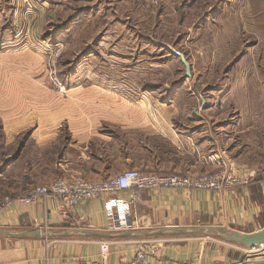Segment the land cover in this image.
Returning a JSON list of instances; mask_svg holds the SVG:
<instances>
[{"label":"crops","instance_id":"1","mask_svg":"<svg viewBox=\"0 0 264 264\" xmlns=\"http://www.w3.org/2000/svg\"><path fill=\"white\" fill-rule=\"evenodd\" d=\"M245 76L244 110L235 123L208 119L205 111H200V120H177L176 104H158L151 95L119 87L122 83L101 88L99 103L92 99L97 91L84 93L89 96L85 104L55 111L45 121L51 129L42 121L26 142L21 154L29 163L14 191L50 185L59 177L104 180L132 168L198 174L212 168L202 156L220 151L239 169L253 172L255 179L263 177L264 74L256 75L258 83L251 74ZM123 77L117 74L116 79ZM232 93L225 99L236 100ZM121 196L131 200V209L126 219L116 221L102 198L78 206L56 197L34 205L11 203L0 213V264H129L142 250L151 264H264V246L250 248L214 234L176 230L221 227L251 233L264 228L257 180L220 192L158 189L142 191L137 198L131 191ZM24 231L43 233L17 235Z\"/></svg>","mask_w":264,"mask_h":264},{"label":"rangeland","instance_id":"2","mask_svg":"<svg viewBox=\"0 0 264 264\" xmlns=\"http://www.w3.org/2000/svg\"><path fill=\"white\" fill-rule=\"evenodd\" d=\"M173 50L185 54L191 76ZM262 72L264 0H0V200L36 187L14 191L29 163L26 142L42 121L51 129L45 121L55 111L85 104L84 93L97 91L99 103L101 88L122 83L176 104L177 120L205 111L235 123L245 74L258 83ZM232 91L236 100L225 99Z\"/></svg>","mask_w":264,"mask_h":264},{"label":"built area","instance_id":"3","mask_svg":"<svg viewBox=\"0 0 264 264\" xmlns=\"http://www.w3.org/2000/svg\"><path fill=\"white\" fill-rule=\"evenodd\" d=\"M207 156L206 160L214 165L217 164V169L198 175L152 174L132 168L104 180H90L82 176L59 177L50 185L33 187L21 197H4L0 200V213L11 203L21 202L26 205H34L46 197H56L69 206H78L90 200L102 198L107 214L113 221H116L118 218L126 219L130 214L131 200L121 196L124 191H131L135 198L139 197L142 191L158 189L220 192L246 187L256 180V175L253 172L239 169L231 160L225 161L218 152ZM259 184L264 200V178ZM86 264L107 263L101 260H91ZM129 264L151 263L147 262L146 253L142 250Z\"/></svg>","mask_w":264,"mask_h":264},{"label":"water","instance_id":"4","mask_svg":"<svg viewBox=\"0 0 264 264\" xmlns=\"http://www.w3.org/2000/svg\"><path fill=\"white\" fill-rule=\"evenodd\" d=\"M174 53L180 57L181 61L186 67V77L191 76V63L187 60L184 53L180 51L173 50ZM199 115V114H198ZM200 117V116H199ZM180 233L185 234H198V235H216L232 243H236L245 247L256 248L261 245H264V228L251 232V233H242L237 231L226 230L221 227H202L197 229H176ZM42 231L35 232H20L17 235L21 236H30L35 234H42Z\"/></svg>","mask_w":264,"mask_h":264}]
</instances>
